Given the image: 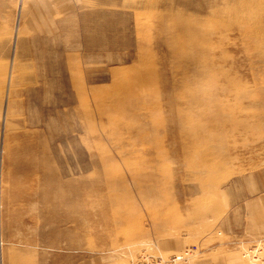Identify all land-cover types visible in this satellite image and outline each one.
Instances as JSON below:
<instances>
[{
	"label": "rangeland",
	"instance_id": "374dc122",
	"mask_svg": "<svg viewBox=\"0 0 264 264\" xmlns=\"http://www.w3.org/2000/svg\"><path fill=\"white\" fill-rule=\"evenodd\" d=\"M257 243L264 0H0V264Z\"/></svg>",
	"mask_w": 264,
	"mask_h": 264
},
{
	"label": "bare ground",
	"instance_id": "6f19581e",
	"mask_svg": "<svg viewBox=\"0 0 264 264\" xmlns=\"http://www.w3.org/2000/svg\"><path fill=\"white\" fill-rule=\"evenodd\" d=\"M258 245H261V244H264V243H257ZM177 255H183L184 258L186 259L184 262H182L181 264H188V261L190 260V258L192 257L193 255V252L191 253V249H185L179 253H176V254H173L171 256H164L162 254H159V255H156V254H152L151 252L147 251V250H143L141 252V255L139 257V259L137 261H135L133 264H136L138 262H141L143 261L144 259H147L148 257H153V258H160V259H163V260H167L169 258H176ZM247 257L248 259L251 261V263H257V262H260L264 259V252L261 253L259 259H253L251 256H248L247 254ZM147 262H149V260H146Z\"/></svg>",
	"mask_w": 264,
	"mask_h": 264
},
{
	"label": "built area",
	"instance_id": "2783aa9c",
	"mask_svg": "<svg viewBox=\"0 0 264 264\" xmlns=\"http://www.w3.org/2000/svg\"><path fill=\"white\" fill-rule=\"evenodd\" d=\"M195 251V250H193ZM146 260H149V262H147ZM186 259L184 258L183 255H177L176 258H169L167 260H163L160 258H153V257H148L147 259H144L141 262H138L136 264H181L182 262H184Z\"/></svg>",
	"mask_w": 264,
	"mask_h": 264
}]
</instances>
